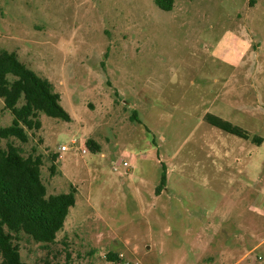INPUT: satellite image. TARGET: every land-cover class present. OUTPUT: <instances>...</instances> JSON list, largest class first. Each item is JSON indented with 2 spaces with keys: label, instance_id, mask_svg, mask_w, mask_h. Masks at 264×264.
<instances>
[{
  "label": "rangeland",
  "instance_id": "374dc122",
  "mask_svg": "<svg viewBox=\"0 0 264 264\" xmlns=\"http://www.w3.org/2000/svg\"><path fill=\"white\" fill-rule=\"evenodd\" d=\"M0 50L72 119L39 113L27 143L0 136L43 159L49 196L77 190L53 244L18 235L25 264H264V142L203 121L264 138V0H0ZM13 119L0 98V129Z\"/></svg>",
  "mask_w": 264,
  "mask_h": 264
},
{
  "label": "trees",
  "instance_id": "16d2710c",
  "mask_svg": "<svg viewBox=\"0 0 264 264\" xmlns=\"http://www.w3.org/2000/svg\"><path fill=\"white\" fill-rule=\"evenodd\" d=\"M174 1L155 0L156 5L167 12L173 10ZM0 98L14 117L11 126L0 129V136L4 139L16 138L27 143V129H40L42 126L38 120L39 113L66 122L72 120L53 84L22 63L17 53L7 50H0ZM21 101L24 103L19 106ZM132 118L142 123L137 111ZM204 122L255 145L261 146L264 142L263 137L214 114H207ZM87 144L92 152H100V146L93 140ZM43 163L41 157L23 156L13 144L0 149V264H25L16 244L21 233L38 243L53 244L64 229L71 209L76 206L77 190L74 187L68 193L48 195L42 179ZM55 169L53 166L52 171ZM163 170L157 195L167 187L165 165ZM110 257L117 260L113 254Z\"/></svg>",
  "mask_w": 264,
  "mask_h": 264
},
{
  "label": "built area",
  "instance_id": "2783aa9c",
  "mask_svg": "<svg viewBox=\"0 0 264 264\" xmlns=\"http://www.w3.org/2000/svg\"><path fill=\"white\" fill-rule=\"evenodd\" d=\"M72 144L73 145H78V141L77 140H73L72 141ZM79 149H80V151L83 153V154H87L88 153V148H87V146H86V144L84 143L83 145H81V146H79ZM67 151H69V147H67V146H62L61 148H60V152H67ZM128 155H127V157H129L130 156V154L129 153H127ZM61 158H62V156H60ZM133 160H134V162H135V160H136V158L133 156ZM120 165H124V166H130V163L129 162H127V161H124V160H122L121 162H120Z\"/></svg>",
  "mask_w": 264,
  "mask_h": 264
},
{
  "label": "crops",
  "instance_id": "0c3cea01",
  "mask_svg": "<svg viewBox=\"0 0 264 264\" xmlns=\"http://www.w3.org/2000/svg\"><path fill=\"white\" fill-rule=\"evenodd\" d=\"M228 79L226 80V84H225V87H223V89L224 90H226V94L228 95ZM224 92V91H223ZM222 92V93H223ZM218 100V99H217ZM137 112H138V110H136ZM208 111V110H207ZM206 111V115L207 114H211L210 112H207ZM206 115H204V117H203V121H204V118H205V116ZM138 116H139V118L141 117L140 116V113L138 112ZM140 120H141V118H140ZM142 121V120H141ZM143 122V121H142ZM207 124V123H206ZM209 125V124H208ZM210 126V125H209ZM247 142H250V141H247ZM136 158V157H135ZM169 162H170V160H169ZM118 164H120V160H118ZM166 166H167V178H168V180H167V184L169 183V167H168V164H166ZM167 189V188H166ZM163 194V192L160 194V196ZM159 196V195H158Z\"/></svg>",
  "mask_w": 264,
  "mask_h": 264
}]
</instances>
